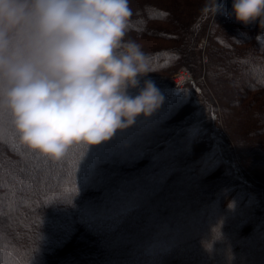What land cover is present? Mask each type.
I'll use <instances>...</instances> for the list:
<instances>
[{
	"label": "trees",
	"instance_id": "1",
	"mask_svg": "<svg viewBox=\"0 0 264 264\" xmlns=\"http://www.w3.org/2000/svg\"><path fill=\"white\" fill-rule=\"evenodd\" d=\"M218 4L129 0L163 102L110 140L51 161L0 114V264H264V27Z\"/></svg>",
	"mask_w": 264,
	"mask_h": 264
},
{
	"label": "clouds",
	"instance_id": "2",
	"mask_svg": "<svg viewBox=\"0 0 264 264\" xmlns=\"http://www.w3.org/2000/svg\"><path fill=\"white\" fill-rule=\"evenodd\" d=\"M229 15L264 27V0H232ZM131 16L129 0H0V114L18 144L60 161L161 106L155 82L141 86L148 60L126 39Z\"/></svg>",
	"mask_w": 264,
	"mask_h": 264
},
{
	"label": "built area",
	"instance_id": "3",
	"mask_svg": "<svg viewBox=\"0 0 264 264\" xmlns=\"http://www.w3.org/2000/svg\"><path fill=\"white\" fill-rule=\"evenodd\" d=\"M173 85L175 89H179L185 82L191 80V77L188 75L185 69H179L172 77Z\"/></svg>",
	"mask_w": 264,
	"mask_h": 264
},
{
	"label": "rangeland",
	"instance_id": "4",
	"mask_svg": "<svg viewBox=\"0 0 264 264\" xmlns=\"http://www.w3.org/2000/svg\"><path fill=\"white\" fill-rule=\"evenodd\" d=\"M202 44H204V41H202ZM179 69H185L184 67H181V68H179ZM185 71H187L186 69H185ZM187 73H188V71H187ZM188 75L191 77V75L188 73ZM191 79H192V77H191ZM190 81V80H189Z\"/></svg>",
	"mask_w": 264,
	"mask_h": 264
}]
</instances>
